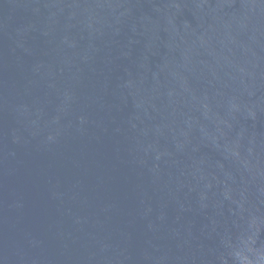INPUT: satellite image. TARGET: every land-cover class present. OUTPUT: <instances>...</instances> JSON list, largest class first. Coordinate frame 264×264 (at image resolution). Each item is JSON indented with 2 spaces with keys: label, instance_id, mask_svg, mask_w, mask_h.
<instances>
[{
  "label": "water",
  "instance_id": "obj_1",
  "mask_svg": "<svg viewBox=\"0 0 264 264\" xmlns=\"http://www.w3.org/2000/svg\"><path fill=\"white\" fill-rule=\"evenodd\" d=\"M0 264H264V0H0Z\"/></svg>",
  "mask_w": 264,
  "mask_h": 264
}]
</instances>
